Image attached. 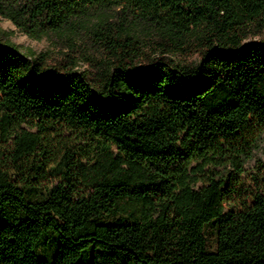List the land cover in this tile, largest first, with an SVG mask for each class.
<instances>
[{"label": "trees", "instance_id": "1", "mask_svg": "<svg viewBox=\"0 0 264 264\" xmlns=\"http://www.w3.org/2000/svg\"><path fill=\"white\" fill-rule=\"evenodd\" d=\"M0 12L33 36L93 22L105 56L78 73L75 56L50 66L0 37V264L16 239L43 264H264V160L247 168L264 44L243 43L264 30V0H0ZM59 208L86 214L69 230ZM174 222L196 224L194 254H166Z\"/></svg>", "mask_w": 264, "mask_h": 264}, {"label": "rangeland", "instance_id": "2", "mask_svg": "<svg viewBox=\"0 0 264 264\" xmlns=\"http://www.w3.org/2000/svg\"><path fill=\"white\" fill-rule=\"evenodd\" d=\"M116 8H112L110 11H114ZM108 11V9H97L96 18L103 12ZM93 22H88L84 27H81L77 35L66 34L64 32H47L41 36H33L26 31L22 30L11 18L6 17L0 12V37L5 39V41H10L17 46V49L28 56V58L38 57L44 55L48 60L50 66H59L63 63H67L69 60V54L74 57L77 61L75 66V71L78 73L90 71L92 65L90 59L97 61L104 60L105 56L101 51L97 49V43L91 41L90 38V28ZM144 38H149L148 35H142ZM146 40V39H145ZM147 43V41H143ZM244 44L250 43H260L264 44V30L260 34L251 33L244 41ZM145 53L152 54L150 48H144ZM175 63H180L184 65H193L200 62V55L198 53H172L169 55ZM148 59V58H147ZM146 58H140L138 60L139 65L147 63ZM92 72V71H90ZM264 119L261 117H252L251 122L256 124ZM260 139L258 146L254 149V156L248 162L247 168H252L256 165L259 159L264 160V129L260 134ZM111 190L123 194H134L139 195L138 190H131L125 188H112ZM56 213L62 220L63 226L66 229L75 228L79 222L84 218L86 212L81 208L64 209L59 208ZM95 221H89L87 227L92 228ZM207 236V250L208 257L216 256L217 248V232L212 224H208L205 228ZM162 237L166 246V254L168 256H173L181 253L194 254L197 249L196 244V224L195 223H185V222H174L162 228ZM55 237L51 236L50 247L54 248ZM11 262L13 264H43L39 263L36 256L29 254L24 249L21 242L16 239L15 242L11 244ZM41 251V250H40ZM251 257V254H242L236 258L242 261H247Z\"/></svg>", "mask_w": 264, "mask_h": 264}]
</instances>
